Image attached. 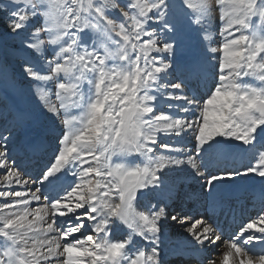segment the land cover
<instances>
[{
  "label": "snow or ice",
  "instance_id": "6c2138e0",
  "mask_svg": "<svg viewBox=\"0 0 264 264\" xmlns=\"http://www.w3.org/2000/svg\"><path fill=\"white\" fill-rule=\"evenodd\" d=\"M262 149L264 0H0V264H164L166 226L189 264H264ZM253 176L258 214L213 257L224 230L182 190L214 209Z\"/></svg>",
  "mask_w": 264,
  "mask_h": 264
},
{
  "label": "rangeland",
  "instance_id": "374dc122",
  "mask_svg": "<svg viewBox=\"0 0 264 264\" xmlns=\"http://www.w3.org/2000/svg\"><path fill=\"white\" fill-rule=\"evenodd\" d=\"M212 31H213V34H214V36L216 37V40L217 41H219V21H218V14L215 12V10H214V12H213V26H212ZM193 43H195V39H193ZM213 46H217L215 43H214V45ZM51 89H52V91H53V93H54V83L51 85ZM52 99H53V102H55V97H54V95H53V97H52ZM162 111H167V108L165 107V108H162L161 109ZM51 124V121H48V122H46V123H42V124H40L36 129H35V134H37V135H41V136H45L46 137V139H45V151H42L43 153H41V152H37L36 154H34V156H36V159L34 158V156L31 158V161H32V164H30L29 165V161H28V159H30V157H28V158H26V160H25V163H26V166H27V170L28 171H32L33 170V168L37 165V164H39V163H43V162H45L48 158H49V156L51 155V146L55 143V141L53 140V138H52V135H49V134H47L46 132H45V128L48 126V125H50ZM262 150H264V149H262ZM43 156H42V155ZM41 156V157H40ZM251 157H252V152H251V150L249 151V153H247L246 154V157H245V159H246V163H248V160L249 159H251ZM41 158V159H40ZM37 159H38V161H37ZM245 159H241V161H243V163L245 162ZM43 160V161H42ZM27 161H28V163H27ZM254 162V161H253ZM255 177H257V176H253V177H251V178H249V179H246V180H244V181H240L239 183H238V185H244V184H248L249 182H254V178ZM259 178V177H258ZM259 180H260V178H259ZM257 185L259 186V189H260V187H261V180L257 183ZM186 189H188V192L186 191V193L185 192H183V193H185V195H184V197H186V200H195V199H200V200H202V201H204V199L202 198V197H199V192H200V188H199V184L195 181V183H192V184H190V186L189 187H186ZM15 190H24V189H21V188H17V189H15ZM191 196H194V197H192L191 198ZM184 200V199H183ZM205 202V201H204ZM38 205L37 204H32L31 205V207L32 208H36ZM183 206V205H182ZM191 207H193L192 208V211L193 212H197L198 210H197V205L194 207V205H192ZM139 210H143V208H140ZM165 228H169V229H171V226H166ZM179 233H180V230H176V231H174V234H172V235H170V237L172 238V239H170V242H172V241H175L176 240V237H179ZM123 235H124V230H123V228H121V229H117L116 231H115V233H114V239H120V238H122L123 237ZM222 243V242H221ZM138 246H143V247H147L146 245H144V243L142 242V241H138ZM221 246H224V243H222L221 244ZM221 246H220V248H221ZM214 250V249H213ZM213 250H210V254L213 256V257H215L216 255H217V251H215V252H212ZM161 255H162V250H161ZM166 258L168 257V256H165ZM171 259H172V257H170ZM169 258V259H170ZM174 259V258H173ZM165 260V259H164ZM164 262V261H163ZM205 264H207V261H205Z\"/></svg>",
  "mask_w": 264,
  "mask_h": 264
},
{
  "label": "bare ground",
  "instance_id": "6f19581e",
  "mask_svg": "<svg viewBox=\"0 0 264 264\" xmlns=\"http://www.w3.org/2000/svg\"><path fill=\"white\" fill-rule=\"evenodd\" d=\"M45 151V150H44ZM41 153H43L42 151H40ZM36 154V153H35ZM42 155V154H41ZM34 156V154H33ZM32 156V157H33ZM43 156V155H42ZM31 157V158H32ZM246 157V154H243L242 155V158L245 159ZM31 158L29 159V165L32 164V161H31ZM240 157L237 158V166H239V164L243 163V161H241ZM246 160V159H245ZM43 161V160H42ZM245 163V162H244ZM192 183H195V181H188L187 184L185 185L184 189L182 190L183 192L186 193V191H188V189H186V187H189L190 184ZM256 188L258 189V185H256L255 183H252V182H249L248 184H245V185H237L234 189L235 191V196L234 198H236L238 195H240L241 192H245L246 194L247 193H251V192H255L256 191ZM251 196V195H250ZM253 201V199H252ZM34 205L36 203H33ZM201 210V206H200V209ZM176 230H180V232H182V229L177 227V226H171V229H167L165 228V231H164V237H163V243L161 245V250H162V260L164 261V259L166 258L165 256H168L167 258H170L172 257V261H175L174 259H181V257L179 256V253L174 251L175 249V246L179 243L180 241V236L179 237H176V240L175 241H172L170 242V239H172L170 237V235L174 234V231ZM221 242H220V246H221ZM223 249V246H221V248L219 249H214V251L212 252H215L217 251V253L219 251H221ZM174 258V259H173Z\"/></svg>",
  "mask_w": 264,
  "mask_h": 264
}]
</instances>
